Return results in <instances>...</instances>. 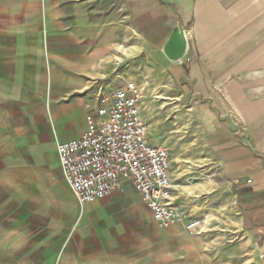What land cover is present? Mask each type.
<instances>
[{
  "label": "crops",
  "instance_id": "1",
  "mask_svg": "<svg viewBox=\"0 0 264 264\" xmlns=\"http://www.w3.org/2000/svg\"><path fill=\"white\" fill-rule=\"evenodd\" d=\"M263 1L0 0V202L22 226L65 236L72 246L58 248V264H118L126 242L157 232L133 186L81 207L58 162L57 145L86 132L99 88L127 82L141 93L162 89L163 99L202 100L192 109L197 183L183 180L190 153L167 144L173 199L201 219L190 196L226 197L244 237L233 238L243 249L234 257L251 260L253 245L264 253ZM177 32L185 46L173 60L165 49ZM193 129L180 143L187 151ZM162 230L188 259L197 236L180 224ZM80 248L95 253L66 255Z\"/></svg>",
  "mask_w": 264,
  "mask_h": 264
},
{
  "label": "rangeland",
  "instance_id": "2",
  "mask_svg": "<svg viewBox=\"0 0 264 264\" xmlns=\"http://www.w3.org/2000/svg\"><path fill=\"white\" fill-rule=\"evenodd\" d=\"M160 90H153L151 93L142 90L141 93V114L148 125L149 139L152 144L166 147L168 150L167 144L172 141L175 154H181V149L185 154L189 152L192 161L183 164L185 166L182 171L183 180L187 185L195 184L199 180L195 160L197 156L195 129H197L199 116L192 114L194 112L192 109L201 106L202 100L156 97ZM192 128H194V137L191 140L193 145L190 149L193 150L187 151L185 150L187 147L182 148L180 143L182 139L184 142L188 140L187 130ZM172 165L177 167L179 164L174 162ZM190 199L195 201L191 203L192 214L201 218L202 226L194 233L184 230L189 237L197 236L198 238L196 242L190 244L188 259L181 258L178 249L167 246L164 239L160 237L164 232L156 224L157 232L142 230L139 243L135 245L134 242H126L124 249L116 252L124 257V261H119L118 264H186V261L187 264H264V253H255L259 251V246L253 245V254H256V258L246 260L234 257L238 250L243 249H235L232 243L233 238L236 235L238 240H243L244 237L239 238L236 227L231 224V221H234L235 212L230 210L226 197L198 195L190 196ZM64 240L65 236L52 233L51 227L22 226L15 215H12L11 211L0 202V264H54L55 262L58 264L59 259H55L58 248L64 246L68 250L72 246V244L64 243ZM79 245L82 244L78 243L77 246ZM71 250L66 252V255L78 257L95 253L81 248L77 251ZM98 254L104 255L108 252L101 251Z\"/></svg>",
  "mask_w": 264,
  "mask_h": 264
},
{
  "label": "built area",
  "instance_id": "3",
  "mask_svg": "<svg viewBox=\"0 0 264 264\" xmlns=\"http://www.w3.org/2000/svg\"><path fill=\"white\" fill-rule=\"evenodd\" d=\"M140 101L141 92L132 82L109 91L99 88L86 132L57 145L65 181L81 207L131 185L159 228L180 224L197 232L201 220L191 218L173 199L169 150L151 143Z\"/></svg>",
  "mask_w": 264,
  "mask_h": 264
},
{
  "label": "water",
  "instance_id": "4",
  "mask_svg": "<svg viewBox=\"0 0 264 264\" xmlns=\"http://www.w3.org/2000/svg\"><path fill=\"white\" fill-rule=\"evenodd\" d=\"M185 46V39L180 33H175L173 34L171 40L169 41L166 49H165V54L173 60L178 59Z\"/></svg>",
  "mask_w": 264,
  "mask_h": 264
}]
</instances>
